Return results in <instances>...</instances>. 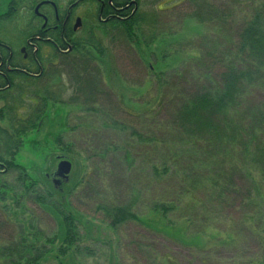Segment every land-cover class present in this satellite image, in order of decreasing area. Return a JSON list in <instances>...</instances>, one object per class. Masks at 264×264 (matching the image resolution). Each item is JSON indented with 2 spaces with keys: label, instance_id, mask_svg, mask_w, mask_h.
<instances>
[{
  "label": "trees",
  "instance_id": "16d2710c",
  "mask_svg": "<svg viewBox=\"0 0 264 264\" xmlns=\"http://www.w3.org/2000/svg\"><path fill=\"white\" fill-rule=\"evenodd\" d=\"M42 1L9 0L8 9L0 15V176L16 170L23 174L16 155L23 137L37 129L50 101L85 105L93 114L105 116L107 126L127 132L135 146H144L147 164L138 163L131 152L128 168L148 172L150 185L155 191L161 189L152 208L164 218L172 211H184L183 217L190 222L199 218L196 211L201 205L209 211L223 208L235 203L233 194L242 190L249 212L239 222L233 221V230L237 226L239 232L229 239L247 237L249 228L258 229V236L264 232V99L255 98L257 89L264 93V0H242L231 6L184 0L188 6L185 16L207 27L197 45L199 54L172 73L157 74V82L163 84L157 94L160 97L154 105L148 102L152 107L140 113L115 100V94L103 84L102 72L88 50H104L96 33L92 30L88 37H75L78 29L64 22L66 13L61 15L60 10L57 23L45 4L43 11L50 25L59 24L46 32L35 11ZM48 1L65 7L78 3L75 9L94 1L99 14L104 4L102 18L108 19L96 26L120 45L137 42L135 28L147 44L155 36L149 34L156 28L154 20L149 25L145 21L140 1L135 11L131 0ZM7 27L23 39L18 46L14 38L9 39ZM23 46L35 52L27 49L25 58ZM62 78L67 83H61ZM166 107L172 117L157 118ZM122 114L134 119H122ZM153 115L154 124L145 127ZM56 140L60 145L62 136ZM201 192H207L205 200H201ZM186 196L190 197L188 204ZM184 204L192 209L182 210ZM99 208L114 229L130 221L141 222L132 203ZM73 219L67 216L65 223L74 227ZM169 264H174L172 259Z\"/></svg>",
  "mask_w": 264,
  "mask_h": 264
},
{
  "label": "rangeland",
  "instance_id": "374dc122",
  "mask_svg": "<svg viewBox=\"0 0 264 264\" xmlns=\"http://www.w3.org/2000/svg\"><path fill=\"white\" fill-rule=\"evenodd\" d=\"M131 1L135 6L144 4L141 10L148 25L154 20L156 28L149 34L155 36L149 44L137 28V42H112L110 35L96 26L102 21L94 1L83 2L75 9L71 24H75L76 17L82 19L77 38L88 37L92 30L96 33L103 52L87 47L102 72L103 84L115 94V100L140 113L160 97V73H172L198 56L197 45L207 27L185 16L188 6L184 0ZM211 1L231 6L242 0ZM8 3L0 0V15L8 9ZM69 6L62 9L61 15ZM6 30L15 46L23 41L18 32L13 33L10 27ZM61 83H67L66 78ZM255 92L256 99H264L263 92ZM171 114L166 107L155 116L168 119ZM119 117L134 119L127 114ZM155 119L153 115L145 127L149 128ZM106 121L100 112L93 114L85 105L49 102L37 129L23 137L16 155L23 174L16 170L0 176V263L169 264L172 259L174 264H263L264 232L258 236V229L249 228L247 237L229 239L239 232L237 226L233 230V221L239 222L249 212L244 191L233 194L235 203L211 208L214 214L201 205L196 211L199 218L190 222L183 217L184 211H172L164 218L152 208L156 192L161 189L155 191L150 185L148 172L128 168L131 152L138 163L147 164L149 155H144V146H135L127 132L107 126ZM2 124L8 123L3 120ZM58 136H62L60 145ZM63 159L72 165L69 181L55 185L53 175ZM189 198L186 196L184 202ZM200 198L205 200L207 192H201ZM111 203H132L141 222L112 228L99 208ZM187 204L182 210L191 208ZM67 216L74 218V227L65 223ZM202 216L207 219L202 220Z\"/></svg>",
  "mask_w": 264,
  "mask_h": 264
},
{
  "label": "flooded vegetation",
  "instance_id": "af4514ba",
  "mask_svg": "<svg viewBox=\"0 0 264 264\" xmlns=\"http://www.w3.org/2000/svg\"><path fill=\"white\" fill-rule=\"evenodd\" d=\"M77 4H78V3H77ZM77 4L74 3L73 5H70V6L68 7V10L66 11L65 19H64V22H65V23H68V22L71 23V21H72V19H73L72 14H74L73 11L75 10V6H76ZM47 5H48L47 7H49V9L52 10L51 15L53 14V15L55 16L56 21H57V23H58V21H60V10L62 11V9H64L65 6H63V5H57L56 3L54 4L52 1H51L50 3H48ZM103 8H104V4H103V6H102V9H101V12H100L99 19H101V21H107L108 18H106L105 20L102 18ZM43 10H44V6H42V7L39 9V13H37V15L42 19V28H43L46 32L50 31L51 29H56V28L58 27L59 24H57L56 26H51V25H50V19H49L48 15H46V14L44 13ZM50 10H49V11H50ZM71 16H72V19L70 20ZM45 18H46V20H45ZM77 18H79V17H76V20H77ZM80 19H81V18H80ZM76 20H75V23H76ZM81 24H82V19H81ZM73 29H74L75 31L77 30V29H75V24L73 25ZM21 50H22V52L25 54V58H27L28 55H29V52L27 51V47H22ZM9 69H10V68H9ZM56 171H57V170H56ZM56 171L54 172V175H53V176H55V177H53V183H54L55 185H59V183H60L62 180H63V181H67V180H65L62 176H57V175L55 174ZM20 253H23V251L21 250ZM39 257H40V254L36 257V259H35L34 261L36 262L37 260H39Z\"/></svg>",
  "mask_w": 264,
  "mask_h": 264
},
{
  "label": "water",
  "instance_id": "95a60500",
  "mask_svg": "<svg viewBox=\"0 0 264 264\" xmlns=\"http://www.w3.org/2000/svg\"><path fill=\"white\" fill-rule=\"evenodd\" d=\"M46 3H49V1H43V2L39 3L37 5V7H36V12L38 13L39 8L43 4H46ZM75 4H77V3H75ZM45 20H46V18H45ZM80 25H81V19L77 18L76 23H75V29H77ZM71 168H72L71 162H69L68 160H64L63 159V160L60 161V163L58 165V168H57V171H56L55 174L57 176H62L65 180L69 181Z\"/></svg>",
  "mask_w": 264,
  "mask_h": 264
}]
</instances>
